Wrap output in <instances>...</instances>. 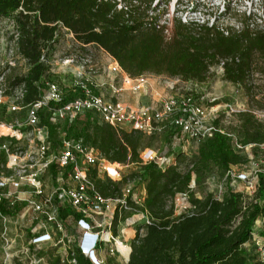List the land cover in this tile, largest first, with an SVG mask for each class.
<instances>
[{
	"label": "trees",
	"instance_id": "1",
	"mask_svg": "<svg viewBox=\"0 0 264 264\" xmlns=\"http://www.w3.org/2000/svg\"><path fill=\"white\" fill-rule=\"evenodd\" d=\"M152 1L123 0L127 9H118L117 0H0V18L11 19L16 53L26 65L24 72L7 75V86L23 85L22 105L39 100L46 81L54 77L51 59L65 28L81 46L94 45L106 51L131 77L166 75L206 83L214 74L212 68L224 60L222 79L242 87L251 107L264 109V30L245 26L226 35L215 26L176 19L172 36L167 38L166 26L158 23V7L152 6ZM256 74L262 77L260 83L254 82ZM69 96H74L72 90L64 101ZM59 105L49 102L38 110L40 124L47 128L53 145L64 131L81 137L108 160L119 163L138 161L139 150L150 145V140L143 143L141 132L99 124L89 112L53 123L50 108ZM22 113L25 109L12 113L9 119ZM233 115L227 125L222 123L224 113L212 121L216 129L198 143L186 171H179L175 165L161 168L146 163L131 174L146 183L142 208L152 221L145 225L144 235L131 242L127 264H264V230L255 234L253 229L255 221L264 218V168L258 173L252 195L228 185L220 198L212 192L197 197L191 191L192 207L180 214H175L171 201L176 193L188 190L192 174H206L215 168L223 177L232 166L245 163L247 158L235 149V142L253 145L254 152L264 146V121L251 109ZM122 182L98 180L96 186L107 196L113 195ZM258 238L262 239L260 250ZM120 248L125 253L127 248ZM51 264L58 262L54 259ZM77 264L91 263L77 254Z\"/></svg>",
	"mask_w": 264,
	"mask_h": 264
},
{
	"label": "built area",
	"instance_id": "2",
	"mask_svg": "<svg viewBox=\"0 0 264 264\" xmlns=\"http://www.w3.org/2000/svg\"><path fill=\"white\" fill-rule=\"evenodd\" d=\"M117 1L118 9H127V5ZM191 23L215 26L226 35L230 30H241L212 22ZM243 24L250 28L249 22ZM91 58L86 55L81 57V67L91 66ZM72 61L73 58H66L63 62ZM223 62L219 66L222 67ZM116 66L120 68L115 62L111 70L119 71ZM73 75L68 86L74 98L64 101V89L50 81L46 82V91L41 99L28 105H22L23 85L9 88L3 75H0V108L9 113L25 108L24 119L15 117L10 122L0 121V158L3 159L0 163V240L3 264H48L54 259L58 264H77V254L85 256L91 264H112L109 259L113 264H120L121 260L127 264L131 244L127 243L125 229L133 227L137 233L141 230L138 229L139 224L143 226L152 221L148 211L142 208L145 197L141 200L140 192L136 190V184L142 181L140 176L132 177L133 172L122 173L118 162L108 160L81 137L69 136L61 131L57 144L51 143L48 130L40 124L38 116V110L49 102L60 103L50 108L53 123L72 120L89 112L97 123L109 124L116 130H136L153 136L171 129L172 138L192 142L196 152L198 143L216 129L205 119L213 108L208 110L204 107L194 93L168 97L158 104L131 107L95 93L81 70H76ZM127 75L121 74L125 83H132L133 91L146 88L147 74ZM115 89L119 93L123 88ZM235 145L243 147L236 142ZM138 157V161L128 160L122 164L126 167L137 165L139 168L146 163H154L161 168L175 165L171 161L175 160L174 151L165 155L152 146L142 148ZM237 178L245 179L246 176L239 174ZM98 180L111 184L123 182L113 195L106 196L96 186ZM247 183L254 187L257 180L254 183L248 180ZM220 196L215 195L217 198ZM171 201L174 211L177 203L188 201V205L191 204L189 191L176 193ZM188 205L180 213L192 207ZM16 239L24 241L16 243ZM46 244L47 249L53 250L51 254L46 248L43 250ZM256 244L260 250V244L257 241ZM120 245L127 248L126 254Z\"/></svg>",
	"mask_w": 264,
	"mask_h": 264
},
{
	"label": "rangeland",
	"instance_id": "3",
	"mask_svg": "<svg viewBox=\"0 0 264 264\" xmlns=\"http://www.w3.org/2000/svg\"><path fill=\"white\" fill-rule=\"evenodd\" d=\"M119 1L124 3L123 0ZM133 1L137 2V0ZM152 6L158 7L156 9V14L160 15L158 23L166 26L164 35L167 38L172 36L174 21L176 19H180L185 24H190L191 21H195L196 23L204 21L225 27H238L237 29L239 30L244 29L245 25L243 23L246 21L249 22L250 29L264 30V0H153ZM244 18L246 19L243 20ZM15 35V27L11 19L0 18V75H3L5 82L7 75L22 73L26 70L24 60L16 53ZM85 55L92 57V63L91 66L81 67L80 59ZM66 58H73V61L64 63L63 61ZM114 61L115 60L101 48L94 45L81 46L76 41L73 34L63 28L51 59V72L54 77L46 82H56L64 89L65 93H68L71 90L68 83L74 78L73 73L79 69L83 73L84 79L91 82L95 93L104 96L110 101H122L125 105L131 107L149 105L154 102L158 104L168 97H180V95L186 92H191L200 99L201 104L207 107L208 110L213 108L210 112L211 114L205 118L207 123L213 124L212 121L221 113H224L225 116L222 119V123L227 125L232 121L234 117L233 113L249 109H251L259 119L264 121V109L251 107L242 87L223 80L221 77V66L212 68L214 69V74L210 75L206 83L198 84L191 81H184L178 77L148 74L146 75V88L140 91H133L131 89L132 83H125L123 81L121 74H127L121 68L116 66L119 71L111 70ZM253 79L255 83H260L262 77L256 74L253 75ZM6 85H8L7 82ZM118 87L123 88L119 93L116 91L117 89H115ZM69 97L72 99L73 96ZM137 98L139 102L143 101V104H137ZM212 99H216L218 102L215 104L210 103ZM12 113L14 112L9 113L0 108V121L10 122V120L15 118L14 116L9 119V115ZM16 117L24 119L25 113ZM172 135L171 129H165V131L159 135H144L143 143L145 144L150 140L149 146L156 147L160 153L165 155L174 151L175 160L171 161L175 162V166L179 171L184 172L188 168V160L197 153L196 147L190 141H177L174 137L172 138ZM252 147L253 145L251 144L241 148L235 145V149L245 155L247 160L243 164L232 166L227 176L225 175L222 177L215 168L206 174H193L188 186L189 199L191 191H193L192 193H195L197 197H202L209 192L219 196L223 193L227 185L237 191H243L248 195H252L255 186L250 187L247 181H252V183L256 180L258 181V173L260 169L264 168V146H259L258 152H254ZM119 164L122 166L121 171L124 174L137 172L139 170L137 165L126 167L122 163ZM239 174H244L246 178H237ZM136 190L140 192L141 200L142 197H146L145 182L143 183L141 181L137 183ZM185 205H188V201L181 204L177 203V206L175 205V214L186 210L187 208H185ZM139 228H141V230L137 233H135L133 227L125 229V238L127 239L128 245L131 244L136 236L141 238L144 235L145 225L142 226L139 224L138 229ZM253 229L255 234L259 231H263L264 218L257 219ZM10 236L13 237L14 235ZM23 241V239H16V243H22ZM256 241L261 243L262 239L258 238ZM1 242L0 240V264H3L4 256ZM47 246V244L44 245L43 250L45 248L47 249ZM48 251H51V254L53 250L48 248L47 252ZM109 262L113 264L111 259H109ZM48 264H51V262ZM120 264H123L122 260Z\"/></svg>",
	"mask_w": 264,
	"mask_h": 264
},
{
	"label": "crops",
	"instance_id": "4",
	"mask_svg": "<svg viewBox=\"0 0 264 264\" xmlns=\"http://www.w3.org/2000/svg\"><path fill=\"white\" fill-rule=\"evenodd\" d=\"M114 63H115V61L113 62V64H114ZM113 64H112V65H113ZM142 102H143V101L139 102V99L137 98V102H136L137 104L142 103ZM136 103H134V104H136ZM142 104H143V103H142Z\"/></svg>",
	"mask_w": 264,
	"mask_h": 264
},
{
	"label": "bare ground",
	"instance_id": "5",
	"mask_svg": "<svg viewBox=\"0 0 264 264\" xmlns=\"http://www.w3.org/2000/svg\"><path fill=\"white\" fill-rule=\"evenodd\" d=\"M121 249V248H120ZM122 250V249H121ZM123 251V250H122Z\"/></svg>",
	"mask_w": 264,
	"mask_h": 264
}]
</instances>
